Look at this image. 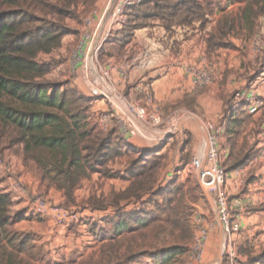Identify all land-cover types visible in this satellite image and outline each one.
I'll return each mask as SVG.
<instances>
[{
  "label": "trees",
  "instance_id": "1",
  "mask_svg": "<svg viewBox=\"0 0 264 264\" xmlns=\"http://www.w3.org/2000/svg\"><path fill=\"white\" fill-rule=\"evenodd\" d=\"M215 1L142 0L115 23L117 30L105 46L126 52L137 31L156 24L168 33L195 24L204 31L214 16ZM242 1L245 5L238 11L219 7L220 18L207 38L208 55L232 48V37L250 40L256 35L264 0ZM81 3L94 7L97 0H0V156H17L47 192L63 193L69 206H77L76 192L95 174L125 184L105 199L90 196L83 203L85 209L112 208L114 214L102 223H89L99 249L81 264H141L145 259L151 264H187L193 239L190 192L178 179L160 183L167 159L162 152L170 139L154 150H141L121 138L116 128L101 131L91 115L96 100L68 83L52 81L53 64L40 61L42 56L55 57L73 35L69 21H79ZM190 102L195 113L194 100ZM229 113L222 121L231 146L226 166L232 171L245 167L253 155L247 143L238 146L248 119L244 108ZM190 142L181 147L180 171L190 163ZM119 161L126 165L115 172L111 166ZM197 190L202 192L200 186ZM13 206V196L0 189V264H22L23 256L35 258L32 238L10 231ZM244 246L248 248L239 251L247 264L264 263V249L256 254L249 244Z\"/></svg>",
  "mask_w": 264,
  "mask_h": 264
},
{
  "label": "crops",
  "instance_id": "2",
  "mask_svg": "<svg viewBox=\"0 0 264 264\" xmlns=\"http://www.w3.org/2000/svg\"><path fill=\"white\" fill-rule=\"evenodd\" d=\"M218 12L219 10L216 9L214 13L217 15ZM219 18L220 16L216 20H213L212 17L210 18V25L212 26L209 29L210 31L216 26ZM101 23L99 26H101ZM174 30V33H168L160 24H156L137 31L132 44L129 46L134 49L131 59L136 60V62L142 61L143 54L148 52L147 62L131 69L128 74L123 76L115 73L112 83L119 89V92L124 93L130 99L134 100V97H136V103L139 106L146 107L145 112L147 111L148 115L157 111L163 120H169L173 114L187 111V109L192 112L189 104L191 103L190 99L194 100L193 106L196 112L192 114V117L202 122L199 123L197 120L187 116L184 119L182 127H184V131H187V135L190 136L192 144V150L189 153L190 163L186 165L184 170H179L182 165V150L180 148L177 158L178 163L176 164L177 175L174 176L186 174L196 158H206L207 123L224 124L222 118L226 112L232 113L244 108L245 116L250 119L251 124L248 126L246 123L242 125V135L238 139V146L241 148L244 143H247L251 150L253 156L247 165L241 169L227 170L228 166L226 164L230 159L231 146L225 137L221 141L224 166L227 171L226 190L233 210L232 218L234 222L240 224L241 230L231 236V242L237 251L239 250L238 247L241 248L249 244L256 254H260V245L264 249V109L258 114H250V108L254 101L247 99V97L239 100V107L234 110H232V107L236 103L238 93H246L247 96L253 94L257 99H264L263 65L256 71H251L250 68H247L248 62L253 65L254 61L252 57L251 59L249 58L251 61H248L246 57H240L237 50L242 45V41L239 38H231L232 48H222L215 54L208 55V35H197V38L186 39L190 36L187 29L179 27ZM199 38L200 40H198ZM138 51L140 52L137 54L136 52ZM127 57L129 58V56ZM194 63L198 65L209 63L214 66L216 78L213 84L208 87H197L194 85L188 72V67ZM87 65L90 70L94 71L90 65V60L86 61L85 71ZM74 82L75 86L80 87L79 80ZM105 103V100L94 101L91 110L94 122H96L97 115L100 114L99 111L106 112L107 108H109L106 105L107 103ZM123 110L128 115L126 110ZM193 121L197 123H193ZM178 123V121L174 122L168 132L165 130L167 135L173 134ZM252 129H255L253 134L250 133ZM148 133L150 137L147 135L141 136L143 138H137L132 144L141 150H154L159 147L160 141L167 140L158 138L161 135L155 136L154 134L152 136V133L149 131ZM168 139H170L169 143L162 154L168 152L171 142L174 141L173 137ZM201 145L203 146V152L199 148ZM187 152L185 153L187 154ZM17 168L23 173L20 180L30 187L32 194L44 192L49 198H53L55 202L65 200L61 192L54 189L47 192L41 186V182L37 177L27 171H23L24 167L21 164H18ZM169 182L171 180H167L163 185H167ZM5 184L6 182L0 184L1 190L5 189ZM13 184V181H9L8 187L10 188ZM124 188L125 186L122 189ZM7 191L10 190L5 192ZM86 196H88V192L81 194L80 191H77V205L80 198L81 200H88L89 198L87 199ZM26 208L27 203L24 199L21 197L14 198V206L10 211L13 219L19 216L22 217L21 220L14 219L10 231L19 235H29L32 238L35 258L23 256L21 259L23 260L22 264H81L82 261L94 255L98 250L97 243L89 233V223H101L104 218L114 214L112 208L106 211H91L84 208L85 211L82 213L84 220L82 223L58 226L51 217L25 216L26 213L22 210H27ZM13 210H16V212L13 213ZM213 210L215 213V226L210 233V240L217 233L221 237L223 236L215 207ZM211 253L212 249L209 246L205 250L201 262L192 261L188 254L187 264H212ZM146 264L151 263L148 260Z\"/></svg>",
  "mask_w": 264,
  "mask_h": 264
},
{
  "label": "rangeland",
  "instance_id": "3",
  "mask_svg": "<svg viewBox=\"0 0 264 264\" xmlns=\"http://www.w3.org/2000/svg\"><path fill=\"white\" fill-rule=\"evenodd\" d=\"M111 3H112L111 0H97V3L94 7H86L85 5H83L81 3L80 7L78 9V15L80 16L79 21H69L71 29L74 32L73 35L67 37L64 40L62 49L58 53H56L55 57L42 56V57H40V61L53 64V67H52L53 72H52L51 76H49V78L52 81H54L56 83H61V84L62 83H68V84H70V86L72 88L77 89L80 93L88 95L89 97L95 99L96 101L105 100L107 103V104L106 103L105 104L109 107V108H107V110H109L110 107L112 105H114L116 110L119 112V115H123V113H125V112L123 110L124 107L122 106V104H124L128 109L133 108L134 110H137V111L145 110L146 107L139 106L135 101L136 97H134V100H133V99H130L129 97H127L126 95H124V93L119 92V89H117V87H115L112 83V81L114 79L113 76L115 75V73H118V74L123 76L125 74H128L131 71V70H129V71L125 70L124 62L129 61L132 63V61L133 62L136 61L134 59H131L133 56V52H134L133 51L134 49L131 47H129L126 52L122 53V52H119V50L116 49L115 47H112L110 45L107 47L105 46L106 42L108 40H110V38L112 37L113 32L117 30V25H115V23L113 21H110L109 19L107 20V21H110L107 24V29L105 32L108 39L105 43L102 44V46L100 47L98 52H96L93 56L94 59L92 60V63L94 65L96 71H93L92 69L90 70L88 67L89 64L87 65V68L85 71L86 61L88 62L90 60L91 51H94L95 46H96L95 45L96 39L98 37V33H99V30L101 27V26H99V24L102 22L105 13L110 10L109 6L111 5ZM243 5H244V2L242 0H218V1L214 2L213 8L215 10L216 9L219 10V7H223V8L226 7L227 12H234V11H238V9L240 7H242ZM219 16H220L219 12L217 15L214 13V16H212V18H213V20H216ZM211 27H212L211 25H208V27H207L208 30L205 29L204 31L201 30L199 24H195L191 27H188L187 31L190 33V36H188V38H186V39H193L197 35H199V36L200 35H202V36L208 35L210 33L209 29H211ZM178 28L179 27H177L176 29H178ZM174 32H175V30H173L172 33H174ZM95 33H96V37L93 40ZM185 37H187V36H185ZM258 39L262 40V49H260L258 51L256 48H254V50H253L252 44L254 41H256ZM85 40H87V43H86V46H84L85 47L84 48L85 53L82 57L83 60L81 63H79V65L81 64L80 69H79V71L74 72V70L72 69V66H73V63H75L76 53H77L78 49L80 48V45L82 43L84 44ZM198 40H200V38ZM240 40L242 41V45L237 50V52L239 51L240 57L241 58L246 57L248 59V61H251L250 59L252 57L253 61H254L253 65L250 62H248L247 68H250L251 71L259 70V68L261 67V65L264 62V17L261 18L260 21L258 22L257 33L252 39H250V40L240 39ZM92 41L94 42V45H93ZM91 43L93 46L91 45ZM103 47H105L103 49L104 52L101 51V49ZM247 49H248V51H247ZM139 52L140 51H138L136 53L138 54ZM127 56H129V58ZM125 57H127V58L125 59ZM190 67H191V69H196V68L201 67V65L194 63V64H191ZM213 68H214V66H213ZM214 70L216 72L215 68H214ZM76 80H79L80 87L75 86L74 81H76ZM106 84L108 85V87H110V89H111L110 91L113 90L114 94L119 98L118 101H116L112 97V95H111L108 87L106 86ZM99 112L103 113L101 111H99ZM146 113H147V111H146ZM152 113H156V112H152ZM133 114H135V111H133ZM192 114H195V113H192L189 109H187V111L185 110L184 112L182 111L180 113L172 115V118H175V119H173L174 122H176V121L179 122L178 123L179 126L177 127V131L173 132L174 136H171V138L172 137L174 138V141L171 142V145L168 149L167 159L165 161V168L163 169L162 175H161V184L162 185L165 182H167V180L168 181L171 180V182H172V181H174V179H178V183H180V184L184 183L183 185L185 187H187L189 192H190V195H189L190 206L194 210H193V214L191 217V225H192V229H193V239L190 242L189 252L191 251L192 247L194 246L195 241H196V236H197V224L194 223L193 216L200 215L204 220V225H206V227L209 226L210 233L215 226V213L213 210L214 204L212 205L209 202L208 198L206 197V195H205V193H204V191L200 185L197 173L193 169L192 165L189 167V171L186 174L174 176V175H177L176 164L178 163V161H177V158L179 156L178 151L184 145L185 142L191 141L190 136L187 135V131H184V127H182L183 126L182 124L184 123V119H186V116H187V117L193 118L194 120H197L199 123L202 122L201 120L196 119L195 117H192L193 116ZM183 116H184V118H182ZM95 121H96V119H95ZM162 121H163V124H162L160 130L164 131V132H162L164 135L165 134L167 135L166 132H168L170 129L169 121H168V119L167 120L162 119ZM250 122H251L250 119H247V121H246L247 126L251 124ZM140 123L144 127H146L147 129H150V130L153 129L151 124H148L146 122H140ZM193 123H197V122L193 121ZM165 130H166V132H165ZM246 130H248V129H246ZM142 132H144L145 135L150 137V134L148 133L147 130H142ZM157 132H160V131H157ZM254 132H255V129H252L250 133L253 134ZM151 135L154 136L153 133ZM176 137H178V138H176ZM137 138L140 139L143 137H141V136L135 137L132 140V142H134ZM202 145L199 148L203 152V150H202L203 146ZM187 150H192L191 142L189 143ZM0 157H2L4 159L6 165L8 166L7 170L2 175H0V184L3 182L4 183L6 182V184L4 186L5 189L3 188L2 191L4 193H7L5 191L7 190V188H9L8 182L13 181V178H17L18 180H20V178L22 177L23 173L20 172V170H18V168H17L18 164L22 165V162L20 161V159L17 156L13 155L12 153H7L4 156H0ZM10 165H11V167H9ZM125 165H126L125 161H119V162L113 164L111 167H112V169H114L115 172H118L119 170H123ZM13 167H15V168H13ZM23 171L29 172L28 170H26V168H24ZM124 186H125V184L121 180L103 179L99 174H95V175H93V177H91V180L89 179L88 181H85L78 191H80L81 194L83 192H88V196H86L87 199L90 196L91 197L96 196V197H100V198L105 199L110 195V193L112 192L113 189L119 191ZM198 186H200V188L202 189L201 190L202 192L197 190ZM21 187L25 188L28 192L31 193L30 187L27 184H25L24 182L21 183ZM9 194L12 195L13 198L19 197V195L16 194L15 192L12 193L11 191H9ZM34 196L45 198L50 203V205L54 206V207H58V208L66 209V210H74V211L81 213V214L83 213V211H85L83 203L85 202L86 199L81 200V198H80V199H78L79 202H78L77 206H72V205L69 206L67 204L66 200L55 202L53 198H49L47 195H45L44 192L36 193V195H33L31 198H33ZM97 199H99V198H97ZM25 202L29 205V201H25ZM28 205L26 208L27 210H22V211H25V213H26L25 216L26 215H31V216L35 215L36 217H40V216L45 217V216L37 215V214L33 213L29 209ZM15 212H16V210L15 211L13 210V213H15ZM102 215H104V214H102ZM101 223H102V221H101ZM209 236H210V234H209ZM208 240H210L209 237H208ZM225 242H226V236L224 235L221 237V235L219 233H217V235L214 238H212L210 241H207L208 244L206 245L205 250L209 246H211L212 264H218L219 258L222 255H223V262H224L225 251H223V250H224ZM242 247L248 248V246H242ZM239 248L240 247H238V249ZM98 249H99V246H98ZM260 250L261 251L263 250L262 245H260ZM238 251H237V253H238ZM97 253H98V250H97L96 254ZM237 255L239 258L237 261V264H247L248 263L247 260H245V257L240 256V251ZM146 261H148V260H146V259L143 260L142 264H146Z\"/></svg>",
  "mask_w": 264,
  "mask_h": 264
},
{
  "label": "built area",
  "instance_id": "4",
  "mask_svg": "<svg viewBox=\"0 0 264 264\" xmlns=\"http://www.w3.org/2000/svg\"><path fill=\"white\" fill-rule=\"evenodd\" d=\"M142 0H117L115 5L109 11L108 19L116 23L120 17L124 14V12L137 3H141ZM108 21V23L110 22ZM107 23V24H108ZM98 29V28H97ZM97 32V31H96ZM106 32V31H105ZM96 37V33L94 35L93 40ZM108 37L104 33L101 44H99L98 50L102 46L103 43L107 41ZM87 40L84 41L80 45L76 56L75 63H73L72 69L74 72L79 71L80 65L79 63L83 60V55L85 51V47ZM92 43H94L92 41ZM91 43V45H92ZM252 48H256L258 51L262 49V40L258 39L253 42ZM88 53V52H87ZM149 57V53L143 54L142 61L139 62H126L124 63V68L126 71L139 67L140 64H146L147 58ZM188 72L192 77V81L194 85L197 87H207L211 85L215 78L216 72L213 66L209 63H204L201 67L196 69H191L188 67ZM249 98L254 101L250 108V114H258L260 111L264 109V99H257L253 94L247 96L246 93H238L236 98V103L232 107V110L239 107V100ZM132 115L139 122H146L151 124L153 131H160V128L163 124L162 117L159 115L157 111L156 113L147 114L145 110H134L133 108L128 109ZM135 111V114H133ZM131 114L130 116L123 113V115H119V112L116 110L115 106L112 105L109 110L106 112L100 113L97 115L96 122L98 127L103 132H108L111 129L116 128L121 137L127 141L132 143V140L138 136H146L144 132L136 125V122L133 120ZM175 118L169 119L170 127L174 123ZM207 131V146H208V154L205 159L196 158L192 162V167L196 171L200 185L204 191L209 193L215 202V209L217 218L223 226L224 235L226 236V242L224 244L225 251V260L222 264H237L238 255L235 249V246L231 242V236L233 234L239 233L240 224L234 222L232 218V205L229 200V196L226 190L227 184V171L224 167V155L223 149L221 145L222 139L225 137L226 126L225 124H213L207 123L206 125ZM147 134V133H146ZM7 165L2 157H0V175H2L7 170ZM11 167V165L9 166ZM13 185L8 188L12 193L15 192L19 195L17 198H22L24 201H29V209L37 214L45 217H51L53 221L58 226H69L73 224H80L83 222L84 218L81 213H78L74 210H66L58 207L51 206L50 203L42 197L34 196L36 194H31L25 188L21 187V180L17 178H13ZM17 179V180H16ZM9 193V191H7ZM16 198V197H15ZM193 221L197 224V236L194 246L189 252L190 259L192 261L201 262L204 256L205 248L207 245L208 237L210 234L209 226L206 227L204 225V220L200 215L193 216ZM264 264V263H260Z\"/></svg>",
  "mask_w": 264,
  "mask_h": 264
},
{
  "label": "bare ground",
  "instance_id": "5",
  "mask_svg": "<svg viewBox=\"0 0 264 264\" xmlns=\"http://www.w3.org/2000/svg\"><path fill=\"white\" fill-rule=\"evenodd\" d=\"M110 11V10H109ZM108 20V19H107ZM105 21L104 22V19H103V21H102V23H101V27H100V30H99V33H98V37H97V39H96V43L99 41V39H100V44H101V42H102V39H103V36H104V33H105V31H106V29H107V23H108V21ZM97 51V50H96ZM90 65H91V67L94 69V71H96L95 70V67H94V65H93V63H92V58H91V54H90ZM98 74V73H97ZM109 91H110V88H109ZM110 93H111V95H112V97L116 100V101H118L119 100V98L114 94V92H113V90L112 91H110ZM122 104V103H121ZM122 106L124 107V109L126 110V112L128 113V115L130 116V114H131V112L128 110V108L124 105V104H122ZM133 118V117H132ZM135 122H136V125L141 129V130H147V131H149L150 133H153V134H155V135H157V136H160V134H161V136H163L164 134L162 133V132H157V131H151V130H149V129H147L146 127H144L136 118L135 119H133ZM178 126H179V124H178ZM177 126V127H178ZM177 127H176V129H175V131L177 130ZM174 131V132H175ZM166 135V134H165ZM164 135V136H165Z\"/></svg>",
  "mask_w": 264,
  "mask_h": 264
},
{
  "label": "water",
  "instance_id": "6",
  "mask_svg": "<svg viewBox=\"0 0 264 264\" xmlns=\"http://www.w3.org/2000/svg\"><path fill=\"white\" fill-rule=\"evenodd\" d=\"M112 1V3H111V5L109 6L110 7V9L115 5V3H116V1L117 0H111ZM105 17H104V22L108 19V17H109V11H107L106 13H105V15H104ZM99 44H100V39H99V41L97 42V43H95V49H94V51H91V58H92V60L94 59V54L96 53V50L98 49V46H99ZM93 45H94V43H93ZM92 45V46H93ZM105 83V82H104ZM106 86L108 87V85L106 84ZM108 88H110V87H108ZM111 90V89H110ZM131 116L133 117V118H135L134 117V115H132L131 114ZM150 130V129H149ZM151 131H153V130H151ZM174 135V133L173 134H170V135H165V136H162V137H158V138H160L161 140H165V139H167V138H169V137H171V136H173ZM206 141H207V137H206ZM207 154H208V146H207V143H206V157H207ZM204 191V190H203ZM204 193H205V195H206V197L208 198V200H209V202L213 205L214 204V207H215V202H214V200H213V198L211 197V195L209 194V193H207L206 191H204ZM218 222L220 223V221L218 220ZM220 225H221V228H222V232H223V236H224V229H223V226H222V224L220 223ZM223 263V255L222 256H220V258H219V261H218V264H222Z\"/></svg>",
  "mask_w": 264,
  "mask_h": 264
}]
</instances>
